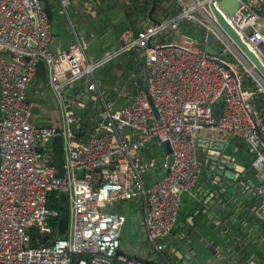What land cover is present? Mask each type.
<instances>
[{
  "label": "built area",
  "instance_id": "2783aa9c",
  "mask_svg": "<svg viewBox=\"0 0 264 264\" xmlns=\"http://www.w3.org/2000/svg\"><path fill=\"white\" fill-rule=\"evenodd\" d=\"M219 1L176 0L173 14L146 24L139 34L118 37L103 57L89 59L77 36L64 48L51 50L50 21L40 0H0V264H157L120 250L125 215L106 205L133 195L144 199V234L165 260L158 239L172 230L180 194L194 186L201 170L194 137L200 125L215 126L247 142L259 177L253 186L258 197L255 215L264 221V115L254 103L257 94L264 101V75L215 13L264 66V0H237L233 13ZM69 4L59 0V12L66 13ZM183 20L198 24L200 37L180 32ZM202 42L216 54H207ZM131 48L144 52L147 84L114 107L93 69ZM227 52L250 84L242 86V75L225 58ZM39 59L47 67L59 129L40 121L27 98ZM75 80L102 99L92 130L86 133L72 98L62 90ZM57 133L62 140L61 176L54 173L51 161V137ZM151 138L168 141L172 162L166 163L165 154L158 162L163 169L146 183L143 172L157 164L141 157ZM52 191L66 194L64 236H56L49 223L58 214L46 203ZM76 255L80 257L73 260Z\"/></svg>",
  "mask_w": 264,
  "mask_h": 264
},
{
  "label": "crops",
  "instance_id": "0c3cea01",
  "mask_svg": "<svg viewBox=\"0 0 264 264\" xmlns=\"http://www.w3.org/2000/svg\"><path fill=\"white\" fill-rule=\"evenodd\" d=\"M41 1L50 21L52 40L57 37V44L53 45L56 51L67 46L77 36L84 41L89 59L103 57L117 44L118 37L139 34L146 24L177 10L176 0H155L151 17L148 10L152 0H70L67 12L61 13L59 0ZM199 29L200 34L195 37H200V26ZM143 59L142 50L131 48L94 68L106 64L104 74H99L100 82L97 81L104 92L108 91L114 107L124 104L136 95L138 89L144 88ZM248 83V80L243 81L242 86ZM72 84L75 93L68 95L67 85L65 94L72 98L73 103L82 106L81 113L88 109L90 92H95L101 98L97 91L87 90L81 81ZM27 98L31 101L28 94ZM90 106L92 121L89 127L84 126L83 133L92 130L96 113L102 108L101 103ZM40 118L44 123H51L49 110L46 119L41 114ZM194 137L201 170L194 186L180 194L178 215L172 230L159 239L165 260L157 253V257H153L143 246L120 250L135 258L159 264H264V221L255 215L258 197L253 191L259 177L252 164L253 154L247 142L210 125L198 126ZM153 144L157 154L146 160H157V164L143 172L142 178L146 183L157 178L156 172L163 169L158 162L166 154L164 144L151 138L145 143L141 157L144 148ZM213 158L217 159L216 163ZM221 159L223 163H220ZM231 181L237 187L225 189L222 186V182ZM122 200L127 201H112L106 205V209L114 211L111 207L115 203L121 205L135 222L137 238L147 241L142 223L145 205L143 197L133 195L130 199ZM129 206L136 209L132 214L127 212Z\"/></svg>",
  "mask_w": 264,
  "mask_h": 264
},
{
  "label": "water",
  "instance_id": "95a60500",
  "mask_svg": "<svg viewBox=\"0 0 264 264\" xmlns=\"http://www.w3.org/2000/svg\"><path fill=\"white\" fill-rule=\"evenodd\" d=\"M41 1V0H40ZM222 7L228 12L233 13V11L238 6L237 0H220L219 1ZM42 3V1H41ZM150 9L148 10V15L151 17V11L153 9L155 0H152ZM217 19L221 25V27L225 30V32L238 44V46L241 48L242 52L255 64L257 69L264 75V66L260 63L259 59L256 57V55L251 51L246 44L239 38L237 33L234 31V29L227 23V21L222 17V15L215 11ZM57 44V37H55L51 43L50 48L52 51H56L55 47ZM54 45V46H53ZM201 47H203L204 51L209 55H215L216 49L212 48L209 44L201 43ZM59 50V49H58ZM34 75L37 76L40 79L41 87L43 89L46 102L48 103V110L50 113V119L51 124L55 127V129H59L60 127V118L58 113V108L56 101L51 93V90L47 84V67L45 62L42 59H39L35 64V71ZM147 84V78L145 76L144 79V87H146ZM69 90L67 91V94H74L75 89L73 88V84L69 83L68 85ZM72 109L75 114L81 115V106L77 103H72ZM214 125V123H213ZM71 128L73 129V124L71 125ZM164 149L166 152V163L169 165L172 162V154L171 149L169 146V143L167 140L163 141ZM216 158H213V162L216 163ZM223 159L219 160L220 163H223ZM51 161L54 167V173L56 175L61 176L63 174V154H62V140L60 134H55L51 137ZM218 170L220 171V167L217 165ZM217 171V172H219ZM221 172V171H220ZM222 173V172H221ZM228 177H231L229 174L224 173ZM222 186H224L225 189H230L231 187H237V184H233V182H222Z\"/></svg>",
  "mask_w": 264,
  "mask_h": 264
},
{
  "label": "rangeland",
  "instance_id": "374dc122",
  "mask_svg": "<svg viewBox=\"0 0 264 264\" xmlns=\"http://www.w3.org/2000/svg\"><path fill=\"white\" fill-rule=\"evenodd\" d=\"M195 26H196L197 29L199 28V25H195ZM216 42L217 41L215 39H212L210 43L212 45H215ZM224 56H225L226 59H228L233 64V66L236 68L237 72L242 75L243 81L247 82L249 77L246 76V74L241 69H238V63L235 61V59L228 52ZM105 65L106 64L104 63L101 66H99L98 68L93 69V76H94V72H95V74L97 76V78L94 76V78L96 80L99 79V74L100 73L104 74ZM75 81L76 82H80V80H75ZM29 83H30V85H29V87L27 89V94H28V97L31 99V101L34 104V110L37 111L39 114H41V117H44L46 119V114L48 113V103L46 102L45 95H44L43 89L41 87L40 79L37 76H34L33 79L30 80ZM67 85H69V84L64 85L63 88H62L64 93H65V86H67ZM105 92L108 95V91L105 90ZM107 95H105V98L109 99V100H112L110 95H108V96ZM89 102H90V105L94 104L95 106H97V105H100V103L102 105L101 98H98V95L95 92H90ZM61 192L65 194V192H63V191H61ZM125 201H127V200H118L117 202H122L123 203ZM135 210L136 209L134 207L129 206L127 212L129 214H132L131 212L132 211L134 212ZM159 239H158V241H159ZM147 241L143 240L141 238H137L135 222L132 219V216L130 215L129 218L125 221V223L123 225V231H122V236H121L120 248L122 250H127L128 248H136L138 246H143L147 250V252L150 251L152 253L153 257L156 258L157 257L156 252L152 249V246ZM153 261H157V260H153Z\"/></svg>",
  "mask_w": 264,
  "mask_h": 264
},
{
  "label": "trees",
  "instance_id": "16d2710c",
  "mask_svg": "<svg viewBox=\"0 0 264 264\" xmlns=\"http://www.w3.org/2000/svg\"><path fill=\"white\" fill-rule=\"evenodd\" d=\"M195 25H197V24L183 20L179 24V30H180V32L185 33L187 35L199 36L200 29L199 28L197 29ZM94 75L96 76L95 72H94ZM27 89H28V87H27ZM89 103H88V109L85 110L84 112H82L83 114L80 116L82 123H83V126H85V127H89V125L91 124V121H92V119H90V117L92 115V112H91L92 106H90ZM254 103L261 110V114L264 115V102L262 100L261 95L257 94V97H255V99H254ZM218 107H219L218 103H215L214 104V114L215 115L218 113ZM83 131H84V129H83ZM142 154H143L142 155L143 156L142 161H144V162L147 161L146 159H149V158H152L153 156H155L157 154V150L154 147V144L151 145V147H149V146L145 147ZM155 161H157V160H155ZM156 174H158V173L156 172ZM131 197H133V196H131ZM131 197L126 198V199H130ZM46 203L48 206L53 207L58 211V214L56 216L49 219V223L52 225V227H54L55 235L56 236H64L66 231H67V226H68V202H67L66 194L62 193L61 191H52L51 193L48 194ZM111 210L123 213L125 215V221L129 218V215L126 213L124 208L119 204L115 203L111 207ZM122 231H123V226L121 228V233H120V242H121ZM76 257H80V255L74 256L73 260H75ZM157 264H159V263H157ZM163 264H165V263H163Z\"/></svg>",
  "mask_w": 264,
  "mask_h": 264
}]
</instances>
